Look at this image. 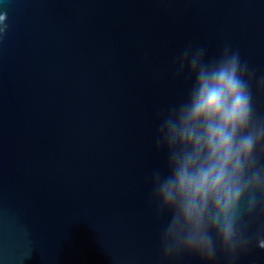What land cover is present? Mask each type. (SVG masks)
<instances>
[{"label":"water","instance_id":"1","mask_svg":"<svg viewBox=\"0 0 264 264\" xmlns=\"http://www.w3.org/2000/svg\"><path fill=\"white\" fill-rule=\"evenodd\" d=\"M0 264H207L165 259L151 175L161 115L194 76L177 73L188 46L206 60L238 51L264 76V0H0ZM258 118L264 90L252 85ZM251 243L232 264H264ZM210 264H230L220 251Z\"/></svg>","mask_w":264,"mask_h":264},{"label":"clouds","instance_id":"2","mask_svg":"<svg viewBox=\"0 0 264 264\" xmlns=\"http://www.w3.org/2000/svg\"><path fill=\"white\" fill-rule=\"evenodd\" d=\"M0 14V41L8 31ZM203 47L188 46L177 61V73L194 76L187 97L161 115L157 148L167 152V171L151 175L152 200L159 214L171 213L161 233L165 259L184 254L207 264L218 251L234 262L248 250L251 218L264 212V120L257 117L252 85L264 90L225 46L206 60ZM264 249V234L255 239Z\"/></svg>","mask_w":264,"mask_h":264}]
</instances>
